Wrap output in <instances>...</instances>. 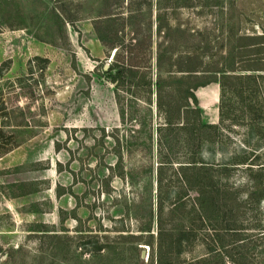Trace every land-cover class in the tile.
<instances>
[{
  "label": "rangeland",
  "instance_id": "obj_1",
  "mask_svg": "<svg viewBox=\"0 0 264 264\" xmlns=\"http://www.w3.org/2000/svg\"><path fill=\"white\" fill-rule=\"evenodd\" d=\"M159 13L160 23L191 35L170 34L203 63L231 55L239 69L264 67L235 49L242 36L264 35V0H0V264H150L158 198L164 230L194 229L179 256L173 248V264H242V245L251 264H264V80L257 89L246 81L243 98L230 93L220 125L219 85L196 91L202 120L220 126L201 135L210 143L196 158L227 190H209L215 203L204 216L194 206L199 187L191 191L178 174L176 162L190 154L180 136L156 133L155 88L146 94L168 47ZM110 14L118 63L135 70L118 85L101 74L117 50L94 24Z\"/></svg>",
  "mask_w": 264,
  "mask_h": 264
},
{
  "label": "trees",
  "instance_id": "obj_2",
  "mask_svg": "<svg viewBox=\"0 0 264 264\" xmlns=\"http://www.w3.org/2000/svg\"><path fill=\"white\" fill-rule=\"evenodd\" d=\"M190 3H183L178 5L176 3L170 4L168 9L175 10L177 8H187L190 7ZM112 14L105 18L103 16L98 17L94 23L100 28L95 27L96 33L98 34V40H100L103 45L108 43L111 45L112 50H117L114 57L116 61L111 63L107 69L102 68L101 74L109 80L111 84L118 85L119 82H123L131 76H134V67L130 66H120L118 61H120V56L117 55L118 44L115 41V37L119 31L115 28L116 22ZM157 26L156 30L158 34L164 35L165 39H168V47L164 54H161L157 62V77L153 83L152 79L148 81V91L146 94L152 95L155 88V104L157 108V113L162 116L163 123L156 129V133L160 135L165 133H175L176 136H180L181 151L186 154H190L187 159L183 161H177L179 165L178 174L180 178L185 182L186 186L193 191L199 193L196 197V206H200L203 211L204 216L207 214V210L210 209L215 203V198L211 199L208 195H213V192H209L210 189H216L217 192H222L223 196L227 194L225 182L223 185L221 183L218 185L216 181L212 180L208 174L203 171H209L205 166L207 163L201 158H196L197 154H201L203 147L209 144L210 141L207 139H201L202 134L208 132H218L220 131V126L214 124H207L202 120L203 110L199 106V101L196 97V91L205 87L209 84L215 83L220 87V106H219V125L225 120L226 114L224 109L229 101L230 93L233 94L232 98L241 97L243 98L244 92H249L250 84L252 83L257 89L258 80H264V75L259 77H253L250 75L242 76L235 74L241 71H258L264 72V67H257L253 70L250 69H239L238 63L232 62L231 55L222 58L221 63L211 62L203 63L200 61V57L197 54V50L186 46L185 43H179L178 38H171V33H179L186 39L190 38L189 33L182 31L177 27L173 28L169 25H164L161 22L160 13L156 16ZM106 24V27H101ZM108 34L111 36V42L103 39V35ZM243 42V43H242ZM244 42H249L244 44ZM181 45L182 51L178 50ZM236 50L246 49L250 50L252 56H256L258 66H264V35L260 36H242L238 39V45ZM234 49V50H235ZM205 50V49H204ZM233 50V51H234ZM169 54L167 58V63L164 61V55ZM233 56V55H232ZM230 59V60H229ZM1 74V69H0ZM246 81L250 84H245ZM231 98V99H232ZM196 136L199 140L197 147L190 145L192 137ZM157 143H162L161 140H157ZM161 149V148H160ZM162 151V149H161ZM119 159L122 160V155L118 153ZM236 162L233 165H242L239 159L236 157L234 159ZM238 161V162H237ZM229 170H223L222 174L228 173ZM191 173V174H190ZM187 174H190L187 176ZM203 176H206L203 178ZM200 179V180H199ZM199 180V181H198ZM206 180L208 182H206ZM200 184V185H199ZM264 197L261 191L260 200ZM158 235L155 242V246L151 240L147 241L146 245L153 249L154 254L150 264H173L172 263V250L177 248L176 256H179L181 252V247L189 243V235L194 231V229H186V231H181L179 235L174 237L171 231L163 229L162 214L164 213L162 206V199L158 198ZM194 209V207H193ZM152 236V235H150ZM131 240H138L136 237H131ZM140 240V239H139ZM243 241V239H242ZM145 244V243H144ZM175 246V247H174ZM247 245H242V264H251L250 258L246 253L243 252ZM100 251L101 248H98ZM207 259H198L190 264H201L206 262ZM237 264H239L237 262Z\"/></svg>",
  "mask_w": 264,
  "mask_h": 264
},
{
  "label": "crops",
  "instance_id": "obj_3",
  "mask_svg": "<svg viewBox=\"0 0 264 264\" xmlns=\"http://www.w3.org/2000/svg\"><path fill=\"white\" fill-rule=\"evenodd\" d=\"M195 94H197V93H195ZM196 97H197V99H198V101H199V106H200V108L202 109V110H204L205 108H204V105H203V100H205V98H204V96H203V94H201V95H196Z\"/></svg>",
  "mask_w": 264,
  "mask_h": 264
},
{
  "label": "water",
  "instance_id": "obj_4",
  "mask_svg": "<svg viewBox=\"0 0 264 264\" xmlns=\"http://www.w3.org/2000/svg\"><path fill=\"white\" fill-rule=\"evenodd\" d=\"M142 257H145V253L144 252L142 253Z\"/></svg>",
  "mask_w": 264,
  "mask_h": 264
}]
</instances>
